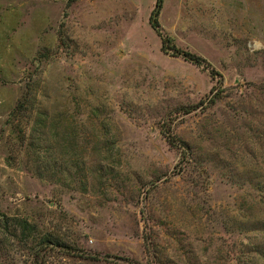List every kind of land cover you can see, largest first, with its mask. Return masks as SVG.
Instances as JSON below:
<instances>
[{"label":"rangeland","instance_id":"1","mask_svg":"<svg viewBox=\"0 0 264 264\" xmlns=\"http://www.w3.org/2000/svg\"><path fill=\"white\" fill-rule=\"evenodd\" d=\"M155 2L0 0V215L60 243L47 264H264V0H163L161 28L220 83L161 49ZM1 226L0 264H29L38 238Z\"/></svg>","mask_w":264,"mask_h":264},{"label":"trees","instance_id":"2","mask_svg":"<svg viewBox=\"0 0 264 264\" xmlns=\"http://www.w3.org/2000/svg\"><path fill=\"white\" fill-rule=\"evenodd\" d=\"M163 5V0H156L155 6L152 9L150 16H149V23L152 27V29L155 31V33L160 37L161 40V49L165 53H170L172 56L180 57L185 61L190 62L191 64L201 68L202 70H205L208 72L210 77L212 79H216L217 83H220L221 74L206 60L204 57L190 52L188 50L181 49L174 45L173 40L171 37H169L165 31L161 28L158 17L161 12V8ZM216 96V95H215ZM215 97L213 99H210L211 101H214ZM201 104L193 105L190 107H187L183 109V113H190L197 108H199ZM25 106L24 99L21 98L14 107V110L18 111L22 109ZM162 135L167 140L168 144L171 147L179 148L182 153V162L186 163L188 159V155L190 154V147L189 145L183 141V139H180L177 135H175L172 131L169 129H166L165 126L162 127ZM29 142V143H28ZM26 145L32 146V143H30V139L28 140ZM55 160V159H54ZM50 161L48 163L47 161H40L38 165H33L35 167L36 173L41 177L47 178L49 180H56L60 181L61 179L65 178L67 181L73 182L77 178V172L70 170V165L65 162V166H63L61 170V165H58L56 161ZM70 166V167H69ZM183 168L179 165V169L174 171V174H179ZM82 168V167H79ZM74 169L76 170L77 167L74 166ZM184 169V168H183ZM65 172V175L63 173ZM257 188V186H256ZM259 189V188H258ZM0 220L2 222V228L4 230V238L8 239V235L17 236L19 237V241L22 242L23 240H35L38 238L37 244H32L29 247L27 251V258L29 260V264H47V256L48 253L51 250H54L55 248H61L60 243L56 241L54 238L51 237L49 234H44L38 236H34V231L36 232V226L30 224L26 219H14L15 223L13 226H11V223H9V220H11L9 217L1 214ZM257 225L253 222L248 223H239L237 230L239 232H246L253 229H256ZM18 230V231H17ZM143 242L144 246L146 248V251L148 253H152L153 251V241L151 240V235L148 234V226L144 224V233H143ZM3 246L0 243V251H2ZM250 250L256 251L259 255L264 256V253L262 250L259 249L258 246L253 245ZM240 259V257H238Z\"/></svg>","mask_w":264,"mask_h":264}]
</instances>
